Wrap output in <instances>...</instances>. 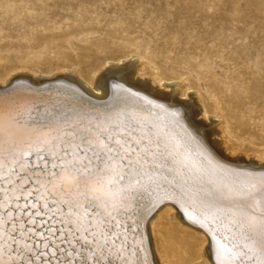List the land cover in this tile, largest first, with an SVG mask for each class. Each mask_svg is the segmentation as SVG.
Returning <instances> with one entry per match:
<instances>
[{"label":"bare ground","instance_id":"bare-ground-1","mask_svg":"<svg viewBox=\"0 0 264 264\" xmlns=\"http://www.w3.org/2000/svg\"><path fill=\"white\" fill-rule=\"evenodd\" d=\"M141 6L136 3L134 9ZM180 10L187 29L197 33L174 41L178 48H168V43L153 48L128 38L133 26L140 27L137 22L127 27L125 20H104L109 33L120 38L98 40L95 36L105 32L84 26L62 42L50 39L26 49L0 50V112L6 124L22 132L50 114L72 113L135 124L150 133L159 145L155 162L117 213L120 243L135 248L143 241L146 264H261L264 19L251 9ZM216 11L219 16L212 21L204 18ZM64 46L83 51L86 61L53 63ZM108 53L103 60L96 58L98 63L89 60ZM130 58L136 62L120 64ZM113 63L117 65L100 75ZM68 67L75 76L65 74ZM170 87L172 92H163ZM198 115L214 121L217 130L197 121ZM213 135L217 138L212 140ZM164 204L166 224H158L159 216L145 225ZM112 264L124 260L114 256Z\"/></svg>","mask_w":264,"mask_h":264},{"label":"snow or ice","instance_id":"snow-or-ice-1","mask_svg":"<svg viewBox=\"0 0 264 264\" xmlns=\"http://www.w3.org/2000/svg\"><path fill=\"white\" fill-rule=\"evenodd\" d=\"M158 148L131 123L59 113L22 132L0 112V264H36L45 255L47 264H112L114 256L146 264L143 241L120 243L117 213Z\"/></svg>","mask_w":264,"mask_h":264},{"label":"rangeland","instance_id":"rangeland-1","mask_svg":"<svg viewBox=\"0 0 264 264\" xmlns=\"http://www.w3.org/2000/svg\"><path fill=\"white\" fill-rule=\"evenodd\" d=\"M136 3L142 6L135 10ZM185 6L193 8L213 6L219 12L232 8L251 9L254 11V15L264 19V0H0V50L5 52L13 48L26 49L32 44L40 43L43 40L49 41L50 39L62 42L69 36L68 33L73 32L76 35L79 27L84 26H91L105 32L103 35L97 34L95 36L98 40L106 41L110 36L120 38L116 34L109 33V27L105 26L104 20L112 24L125 20L124 26H127V23L132 25L137 22L136 25L140 27L133 26L132 34L128 38H139L145 43H150L153 48H166V46L173 48L177 47L173 46L174 41L184 42L188 37H194L197 33V31L193 33L188 30L187 23L182 20L184 14H182L180 7ZM107 9H115L118 13L107 12ZM139 13H141L140 17H138ZM204 16L210 22L218 17L219 13L216 11L213 14L209 13ZM195 24L197 28L203 27L200 21H195ZM195 24L193 22V29H195ZM70 37L72 38V36ZM166 43L168 44L165 46ZM118 44H121V42H118ZM78 45L79 47L86 46L85 43H78ZM64 47L60 51L62 54L53 59V63L56 65L62 66L75 61H86L83 51L75 52L67 46ZM109 55V53L108 55H94L89 60L94 64L98 63L99 59L103 60ZM115 56L121 57V54L117 53ZM125 61L126 64L136 62L130 58L123 60L120 64L123 65ZM112 65H117V63L103 67L100 70V75L105 72L108 66ZM66 70L64 71L65 74L74 75L71 71L73 70L72 67H68ZM135 77L137 78V76ZM160 89L163 90L164 88ZM163 92H172V88L164 89ZM182 99L189 100L187 97L180 98V100ZM202 119L201 115L196 117L197 121H203L204 119ZM204 121L208 124V128L217 130L218 127L214 121L212 123ZM216 138L215 135L211 137L212 140ZM165 206L164 204L151 215L152 217L149 219L147 226L150 221H156L159 216L158 224L161 227L166 224Z\"/></svg>","mask_w":264,"mask_h":264}]
</instances>
